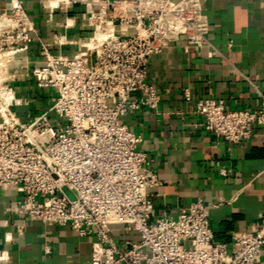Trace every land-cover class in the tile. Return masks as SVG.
Returning a JSON list of instances; mask_svg holds the SVG:
<instances>
[{"label": "built area", "instance_id": "1", "mask_svg": "<svg viewBox=\"0 0 264 264\" xmlns=\"http://www.w3.org/2000/svg\"><path fill=\"white\" fill-rule=\"evenodd\" d=\"M209 1L61 0L67 8L85 7L82 19L93 33L73 43L72 57L53 55L43 45V58L25 66V77L34 80L49 106L23 122L13 111L25 102L22 90L8 82L5 70L34 41V25L21 0H0V187L14 186L23 194L11 211L23 221L20 236L32 221L70 225L80 237L95 236L91 264L259 263L264 217L251 231L235 233L232 249L216 241L210 223L222 201L198 198L177 218L150 220L154 204L148 190L160 181L139 149L141 137L127 124L131 112L158 108L160 95L148 83L153 56L182 38L185 48L217 53L208 39ZM261 99L256 110H233L208 98L193 113L214 137L239 144L251 139L255 125L264 126V95ZM220 174L227 172L221 168ZM113 224L136 233L139 241L117 242ZM50 253L46 244L44 255ZM9 261L8 252L0 251V264Z\"/></svg>", "mask_w": 264, "mask_h": 264}, {"label": "crops", "instance_id": "2", "mask_svg": "<svg viewBox=\"0 0 264 264\" xmlns=\"http://www.w3.org/2000/svg\"><path fill=\"white\" fill-rule=\"evenodd\" d=\"M34 25V41L27 51L6 67L8 82L20 87V107L43 106L35 82L25 77V66L42 59V46L53 55L72 57L74 42L86 41L93 33L82 14L83 5L69 8L61 0H21ZM0 3V11L3 8ZM208 47L185 48L186 41L153 56L148 83L160 95L157 110L131 112L127 124L139 135V149L152 160L151 168L160 184L148 190L154 204L151 221L177 218L181 210L201 198L218 203L210 213L216 241L233 248V235L251 231L264 217V126H254L251 139L229 144L207 132L193 113L204 99L223 100L233 110H256L264 95V0H212L206 4ZM67 25V26H66ZM135 94L134 98H139ZM30 113L21 120L29 122ZM226 170L222 176L220 169ZM67 194L71 195L70 192ZM23 194L17 187H0V251H7L2 264H91L94 235L80 237L70 225L28 222L18 234L22 219L11 215ZM112 237L119 243L138 242L136 233H125L113 224ZM11 237V240L7 238ZM51 253L44 255V246ZM258 264H264V253Z\"/></svg>", "mask_w": 264, "mask_h": 264}, {"label": "rangeland", "instance_id": "3", "mask_svg": "<svg viewBox=\"0 0 264 264\" xmlns=\"http://www.w3.org/2000/svg\"><path fill=\"white\" fill-rule=\"evenodd\" d=\"M42 100H43L42 101L43 106L41 108L36 107V105L34 104L32 106H27V107L24 106L22 108H13V111L16 112V114H18L20 118H22L23 120L26 118L28 113L35 116L36 114H39L40 112L42 113L49 106V101L46 98L42 97ZM51 120L54 123L57 119L55 116H52Z\"/></svg>", "mask_w": 264, "mask_h": 264}]
</instances>
